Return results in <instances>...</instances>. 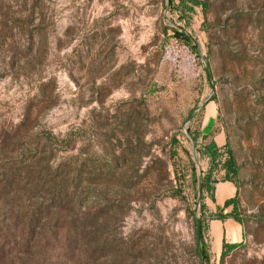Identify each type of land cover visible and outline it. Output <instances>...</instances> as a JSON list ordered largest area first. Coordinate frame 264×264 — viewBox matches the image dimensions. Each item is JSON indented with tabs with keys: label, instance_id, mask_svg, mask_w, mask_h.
<instances>
[{
	"label": "rangeland",
	"instance_id": "1",
	"mask_svg": "<svg viewBox=\"0 0 264 264\" xmlns=\"http://www.w3.org/2000/svg\"><path fill=\"white\" fill-rule=\"evenodd\" d=\"M199 1L0 0V264H264V0ZM209 142L238 172L222 262Z\"/></svg>",
	"mask_w": 264,
	"mask_h": 264
},
{
	"label": "trees",
	"instance_id": "2",
	"mask_svg": "<svg viewBox=\"0 0 264 264\" xmlns=\"http://www.w3.org/2000/svg\"><path fill=\"white\" fill-rule=\"evenodd\" d=\"M180 6L185 7L188 11H192L194 7H199L202 12H205L207 3L205 1H199V0H178ZM177 32H174L176 35ZM179 38L186 44L189 45L194 51V46L191 44V40L188 36L180 35ZM213 100V99H211ZM173 141V139H172ZM226 149V151H225ZM223 153V154H221ZM175 153L172 152L171 156H174ZM201 155L203 158H206L208 161V170L206 174H204L202 180L200 181V189L201 193L203 194L204 191H209L210 192V200L213 199V191H214V185L218 182H214L213 187H211V180L212 175L215 173H222V178L219 180V183L222 182H229L233 184L236 188V178H237V166L235 164V161L232 156L231 150L227 148V144L223 145L221 149L217 147V145L214 142H209L208 144L204 145L202 150H201ZM214 155V156H213ZM222 155L225 156V159L223 161L215 160V156L219 159L222 157ZM179 175V174H178ZM237 189L236 193L233 196V198L228 199L224 201L222 208L219 211L216 212H210L209 214V220L214 221H225L227 219H232L239 225H242L239 216H238V207H237ZM202 207V208H201ZM205 206L201 205L200 208L201 210L204 209ZM230 207V211L227 213H224V210ZM200 221V230L202 229L203 225V220H204V213L201 211L200 217L198 219ZM202 240V236H200V240ZM240 247L239 243H232L229 244L225 241V239H222L221 242V247H220V252H219V261L222 262L223 259L233 250L237 249ZM201 250L204 255V263L208 262V256L205 251V248L203 245L200 246ZM199 257L201 258L200 252L198 253Z\"/></svg>",
	"mask_w": 264,
	"mask_h": 264
},
{
	"label": "crops",
	"instance_id": "3",
	"mask_svg": "<svg viewBox=\"0 0 264 264\" xmlns=\"http://www.w3.org/2000/svg\"><path fill=\"white\" fill-rule=\"evenodd\" d=\"M235 193V186L229 182L215 184L213 191V199H209V203H206L208 211H219L222 208L224 201L233 198ZM229 211L230 207L225 209L224 213H227ZM211 230L212 235L214 234L213 236L215 239L216 248L219 250L223 238L229 244L238 243L242 239V228L238 223H236L232 219H227L225 221H211Z\"/></svg>",
	"mask_w": 264,
	"mask_h": 264
},
{
	"label": "water",
	"instance_id": "4",
	"mask_svg": "<svg viewBox=\"0 0 264 264\" xmlns=\"http://www.w3.org/2000/svg\"><path fill=\"white\" fill-rule=\"evenodd\" d=\"M205 72H206L207 77L209 78L208 67H207L206 64H205ZM191 117H192V115H190V116L186 119L185 124H187V123L189 122V120H190ZM188 135H189V134H188ZM199 190H200V183H199V185H198V191H199ZM195 225H196V236H197V238L199 239V237H200V221H199L198 219H196V221H195ZM200 255H201V259L203 260V252H202V251H200Z\"/></svg>",
	"mask_w": 264,
	"mask_h": 264
}]
</instances>
